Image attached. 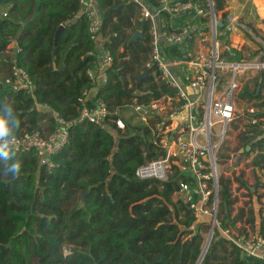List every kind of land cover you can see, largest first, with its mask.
I'll return each mask as SVG.
<instances>
[{
	"label": "trees",
	"instance_id": "trees-1",
	"mask_svg": "<svg viewBox=\"0 0 264 264\" xmlns=\"http://www.w3.org/2000/svg\"><path fill=\"white\" fill-rule=\"evenodd\" d=\"M147 1L150 5L156 0ZM224 2L214 0L221 16ZM97 4L102 33L110 36L106 44L114 54L104 84L92 81L86 71L95 68L98 57L79 0H0V118L10 131L14 132L17 119L20 124L15 133L42 130L43 119L52 129L56 115L75 117L82 104L80 97L91 87L96 89L95 99H103L118 111L127 110L134 98L148 101L173 92L155 77V67L145 65L149 58L147 23L138 20L136 4L130 0H97ZM248 4L239 19L246 40L254 29ZM135 29H140L141 36L128 41ZM13 38L20 48L15 55L7 47ZM136 41H141V51L147 45L142 65L130 56ZM253 53L246 57L263 58L264 45ZM13 56L33 79L32 92L15 91L4 82ZM241 56L242 49L229 55ZM262 75L257 94V87L252 95L247 88L242 94L261 96ZM128 119L124 129L115 130L91 122L71 124L69 140L52 156L50 169L39 163L33 149L13 150L9 160L0 158V264L195 263L202 242L198 229L207 223L193 229L196 219L181 199L183 225L166 220L177 184L136 176V166L160 150L154 149L147 126ZM242 132L244 148L249 145V151H255L250 164L264 169V130L247 125ZM16 161L22 165L18 177L7 172ZM219 184V213L228 216L235 203L231 180L221 177ZM242 216L243 207L234 220ZM263 221L259 231L264 234ZM215 233L220 235L218 229ZM222 240L227 242L223 236L211 238L199 264H264L233 245L228 262L211 263ZM67 247L70 252L64 254Z\"/></svg>",
	"mask_w": 264,
	"mask_h": 264
},
{
	"label": "built area",
	"instance_id": "built-area-1",
	"mask_svg": "<svg viewBox=\"0 0 264 264\" xmlns=\"http://www.w3.org/2000/svg\"><path fill=\"white\" fill-rule=\"evenodd\" d=\"M130 1L138 8V20L147 23L149 58L145 65L155 67V77L173 92H164L148 101L134 98L121 114L86 89L75 117L65 119L56 115V126L49 130H23L15 134L9 131L4 138L8 149H33L39 163L50 169L54 166L52 156L69 140L71 124L91 122L115 130L124 129L129 118L132 124L150 129L154 149L160 150L157 156L136 166V176L175 181L174 192L179 193L195 219L206 220L211 231L218 229L231 245L264 262L263 233L249 228L235 231L217 217L219 152L232 132L231 125L240 119L245 125L264 130V94H242L245 88L254 94L251 82L264 72V57H229L241 50L230 42L231 35L241 31L240 16L227 8L221 16L215 11L214 0H156L150 5L147 0ZM79 2L98 57L95 68L86 71L92 81L104 84L107 70L114 63V54L106 44L110 36H100L103 18L97 0ZM219 18L222 26L218 25ZM7 47L13 55L20 49L14 38ZM217 68L223 72L221 75ZM4 82L15 91L29 93L35 88L27 68L18 64L15 56ZM256 87L255 94L259 92V85ZM63 252L69 253L70 247Z\"/></svg>",
	"mask_w": 264,
	"mask_h": 264
},
{
	"label": "rangeland",
	"instance_id": "rangeland-1",
	"mask_svg": "<svg viewBox=\"0 0 264 264\" xmlns=\"http://www.w3.org/2000/svg\"><path fill=\"white\" fill-rule=\"evenodd\" d=\"M229 1H230V6L228 8L229 11H233L239 14L241 18L243 16V8L247 5V3L242 8L238 0H229ZM248 7L254 29L253 32L250 34L251 37L247 40L244 38L242 34V30L239 32V35L244 39L242 40V43L239 45L240 48H242V52L244 56L249 55V53H253L258 49V47H261L262 44L264 45V29H262L264 25L263 23H260L261 21L258 22L257 21L258 19L257 20L255 19L256 21L253 20L254 18H256L253 14L254 10H252L251 4H248ZM257 22L260 24H258ZM100 36L105 37L103 33H101ZM140 44L141 41L135 42L134 47L130 52V56L135 60H139V63H141L142 65L143 56L147 55L146 48L147 45L149 46V43L147 41V45H145L146 47L144 46L143 51L140 50L139 47ZM148 56H149V50H148ZM217 71L219 75L223 73L219 68H217ZM262 77H263L262 75H258L253 80V82H251V87L252 86L256 87L257 84L262 81ZM260 94H264V85L261 87ZM262 99H264V97ZM256 101L257 100H255L254 102ZM120 113L124 114L122 111H120ZM126 116L128 117V115ZM41 127L42 130L50 129L48 128L47 121L46 124L44 126L41 125ZM244 129H247V125H245V121L238 119L236 122H234L231 125L232 132L227 138L226 143L223 145V148L219 152V157L221 158V160L218 167V176L219 178L221 177L230 178L231 192H232V196L235 198V203H234L235 205L234 206L232 205V210L229 212L228 216H225L223 212L219 213L220 210L219 207L217 217L222 222L226 223V226L228 225L231 226L235 231L245 228L259 230V222H262L264 218V169L253 167L250 164L252 157L255 155V151L254 150L249 151V149L245 150L244 143L241 140V136L243 133L242 131ZM262 135L263 133L258 135L257 138H259ZM179 199H180L179 193L173 192L171 195V202L169 204L172 212L169 213L168 216H166V220L175 222L182 226L183 223H181V221L184 217L180 209ZM240 206H243L244 216L249 220L245 226L242 223L239 224L236 219L234 220V216L236 212L239 210ZM250 209H252V212H250ZM255 220H256V225L254 224L252 225L253 221L255 222ZM204 221L207 223V226L203 225L201 228L198 229L202 236L201 250L205 244L208 233L211 231L209 222H207L206 220ZM201 222H203L202 219L199 220L196 219L192 224L193 229L195 228L197 229L200 226ZM215 230L217 231L216 228L212 229V234H211L212 239L217 240L219 236L224 235L221 232H219L220 235L218 234L215 235L216 234ZM208 245H210V241ZM231 246L232 245L228 241L225 242L224 240L217 243L214 250L217 258L212 259L210 262L211 263L220 262V261L228 262L230 251L232 250Z\"/></svg>",
	"mask_w": 264,
	"mask_h": 264
},
{
	"label": "crops",
	"instance_id": "crops-1",
	"mask_svg": "<svg viewBox=\"0 0 264 264\" xmlns=\"http://www.w3.org/2000/svg\"><path fill=\"white\" fill-rule=\"evenodd\" d=\"M239 1V4H241V6H242V8H243V6L247 3V2H250V4H251V8H252V10H254V16L256 17V18H254L253 20H257L258 22H260V23H263V25H264V0H238ZM229 6H230V1L229 0H225V2H224V8H229ZM255 20V21H256ZM257 22V23H258ZM256 23V24H257ZM260 23H258V24H260ZM262 29H264V26H263V28ZM239 34H233V35H231V37H230V42H231V44H233L234 46H239L241 43H242V40H244L240 35L238 36ZM240 47V46H239ZM242 49V48H241ZM95 88L94 87H91V88H89V93H90V95H94L95 94ZM46 124V120L45 119H43V121H41V125H45ZM235 204H233V206H234ZM241 207H243V206H240V208ZM247 219V218H246ZM239 224H244V226L247 224V222H248V219H247V222L245 221V216H242L240 219H238V221H237ZM255 225H256V220H255Z\"/></svg>",
	"mask_w": 264,
	"mask_h": 264
},
{
	"label": "clouds",
	"instance_id": "clouds-1",
	"mask_svg": "<svg viewBox=\"0 0 264 264\" xmlns=\"http://www.w3.org/2000/svg\"><path fill=\"white\" fill-rule=\"evenodd\" d=\"M20 124V121L17 119L16 120V128L15 131L18 129ZM10 129L8 127V124L6 120L0 118V158H3L5 160H9L11 155L13 154L9 149H8V143L7 141L4 140V138L8 135ZM21 163L19 161L13 162L10 164V167L7 169L8 173H11L13 176L18 177L21 172Z\"/></svg>",
	"mask_w": 264,
	"mask_h": 264
},
{
	"label": "water",
	"instance_id": "water-1",
	"mask_svg": "<svg viewBox=\"0 0 264 264\" xmlns=\"http://www.w3.org/2000/svg\"><path fill=\"white\" fill-rule=\"evenodd\" d=\"M222 24H223V22H222L221 18H219V19H218V25H219V26H222ZM61 27H62V26L59 27L58 31L61 29ZM57 33H58V32H57ZM56 35H57V34H56ZM138 36H141V31H140L139 29H135V30L133 31V33L129 36L128 41L134 40V39H136ZM145 74H146V72L144 71V72L142 73V75H145ZM245 149L248 150V149H249V145H246ZM85 193H86V192H83V193H82V196H84ZM210 238H211V235L209 236V241H210ZM209 241H208V244H209ZM204 253H205V251H202V250L200 251V253H199V255H198V257H197V259H196V261H195L194 264H199V263H200V261H201L203 255H204Z\"/></svg>",
	"mask_w": 264,
	"mask_h": 264
},
{
	"label": "bare ground",
	"instance_id": "bare-ground-1",
	"mask_svg": "<svg viewBox=\"0 0 264 264\" xmlns=\"http://www.w3.org/2000/svg\"><path fill=\"white\" fill-rule=\"evenodd\" d=\"M211 234H212V231H210V232L208 233V235H207V237H206L205 244H204V246H203V248H202V251H205V250H206L207 245H208V241H209V236H210Z\"/></svg>",
	"mask_w": 264,
	"mask_h": 264
}]
</instances>
